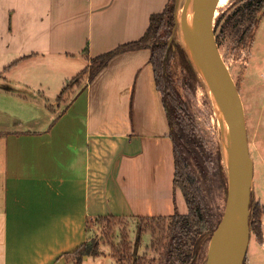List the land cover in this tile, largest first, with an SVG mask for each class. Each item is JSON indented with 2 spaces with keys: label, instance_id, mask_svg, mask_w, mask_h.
Wrapping results in <instances>:
<instances>
[{
  "label": "crops",
  "instance_id": "1",
  "mask_svg": "<svg viewBox=\"0 0 264 264\" xmlns=\"http://www.w3.org/2000/svg\"><path fill=\"white\" fill-rule=\"evenodd\" d=\"M167 1L0 0V264H69L95 218L187 212L149 49L114 55L56 100ZM262 230L247 264L264 263V213Z\"/></svg>",
  "mask_w": 264,
  "mask_h": 264
},
{
  "label": "rangeland",
  "instance_id": "2",
  "mask_svg": "<svg viewBox=\"0 0 264 264\" xmlns=\"http://www.w3.org/2000/svg\"><path fill=\"white\" fill-rule=\"evenodd\" d=\"M230 1L233 0H229L220 8L218 14ZM178 6L179 1L177 8ZM216 16L213 17V23ZM235 36L230 34L222 37L218 48L233 81L237 84L243 104L249 154L253 161L252 200L254 202L260 199L264 204V10L250 46L237 48ZM170 75L173 100L184 108L180 114L187 117L190 129L188 146H183L182 152L186 157L189 172L201 187L208 211L207 217L215 230L224 212L232 164L226 117L222 109L216 112L211 102L209 89L213 92V87L205 83L196 71V79L191 78L190 74L182 69L178 52L170 61ZM2 81L0 83L7 87L9 83ZM70 86L68 85L61 99L56 98L58 103L65 102ZM0 102L7 104L2 97ZM0 109L7 112H1L0 117L9 115L8 108ZM178 204L181 211L186 212L183 196ZM169 220L170 218H167L164 222L154 218L153 221L140 223L139 220L128 217L95 218L89 224V237L96 242L97 254H91L80 261L73 259L74 262L72 260L69 264H133L136 258H141L140 264H159L163 250L159 239L164 235L165 224ZM140 226H144L146 230L140 232ZM211 235H206L200 241L195 264H213ZM249 242L247 249L252 251L257 248L258 242L252 232ZM243 264H247L245 260Z\"/></svg>",
  "mask_w": 264,
  "mask_h": 264
},
{
  "label": "trees",
  "instance_id": "3",
  "mask_svg": "<svg viewBox=\"0 0 264 264\" xmlns=\"http://www.w3.org/2000/svg\"><path fill=\"white\" fill-rule=\"evenodd\" d=\"M177 0H168L163 10L152 13L145 32L136 40L117 45L113 49L100 53L89 59L88 64L71 79L58 94L61 99L68 85L80 82L87 74L92 79L110 59L120 53L132 49L147 48L150 51L149 61L152 65L156 86L159 89L163 106L170 128V136L174 153V187L180 188L187 206L186 213L174 211L169 217H141L140 223L147 220L161 219L166 222L164 235L159 239L162 246L159 264H195L196 251L200 241L214 231L213 224L207 217L208 211L203 198L201 187L195 177L189 172L186 157L183 155V146H188L190 129L187 117L180 113L184 111L172 97V79L170 75V61L176 52L179 54L181 67L196 79L195 69L190 62L184 48L175 40V7ZM239 3V4H238ZM236 5V6H235ZM235 6V7H234ZM264 10V0H233L215 18L213 27L217 45L221 38L233 34L237 48H246L251 45L254 32ZM237 85V84H236ZM8 89L4 87V89ZM250 232L256 241L262 243V215L264 204L260 199L253 202L251 197ZM102 219L112 218L103 216ZM114 218V217H113ZM146 230L140 226L139 231ZM154 232V230H152ZM76 261H80L83 254H97L96 242H86L75 252ZM141 258H136L133 264H140Z\"/></svg>",
  "mask_w": 264,
  "mask_h": 264
},
{
  "label": "water",
  "instance_id": "4",
  "mask_svg": "<svg viewBox=\"0 0 264 264\" xmlns=\"http://www.w3.org/2000/svg\"><path fill=\"white\" fill-rule=\"evenodd\" d=\"M178 1H176L175 16ZM186 4L197 31L200 47L210 64L212 76L211 81L207 83L213 87V92L220 101L221 109L226 117L230 138V155L236 174L235 184L232 178H229L224 212L211 235L213 238V264H243L250 240V203L253 177V161L249 154L243 104L237 85L220 55L213 31L214 18L207 6V0H186ZM189 60L197 73L193 62L190 58ZM233 211H235L238 239L228 254L222 257L224 234Z\"/></svg>",
  "mask_w": 264,
  "mask_h": 264
},
{
  "label": "bare ground",
  "instance_id": "5",
  "mask_svg": "<svg viewBox=\"0 0 264 264\" xmlns=\"http://www.w3.org/2000/svg\"><path fill=\"white\" fill-rule=\"evenodd\" d=\"M229 0H207V6L212 12V16L215 17L220 8L224 7ZM176 25H175V39L176 41L185 49L189 58L193 62L197 74L199 77L207 83L211 81V68L208 62V58L204 54L200 47L197 31L192 22L189 10L187 8L186 0H179V6L176 8ZM174 35V34H173ZM209 97L213 106L217 111H221L220 101L214 92L209 89ZM223 116V115H221ZM223 135V134H221ZM230 162L232 163V158L230 155ZM230 163V164H231ZM230 177L233 183H236V174L233 169V164L230 166ZM238 239V233L236 232L235 223V211L232 212L230 221L228 223L226 232L224 234L222 257L226 256L232 246Z\"/></svg>",
  "mask_w": 264,
  "mask_h": 264
}]
</instances>
